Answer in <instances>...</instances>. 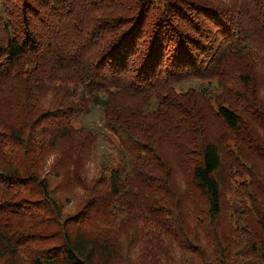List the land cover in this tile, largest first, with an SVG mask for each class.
<instances>
[{"label": "trees", "instance_id": "16d2710c", "mask_svg": "<svg viewBox=\"0 0 264 264\" xmlns=\"http://www.w3.org/2000/svg\"><path fill=\"white\" fill-rule=\"evenodd\" d=\"M0 3V264H264V0Z\"/></svg>", "mask_w": 264, "mask_h": 264}, {"label": "rangeland", "instance_id": "374dc122", "mask_svg": "<svg viewBox=\"0 0 264 264\" xmlns=\"http://www.w3.org/2000/svg\"><path fill=\"white\" fill-rule=\"evenodd\" d=\"M5 19L4 11L0 3V26L3 24L1 20L4 21ZM191 85L192 84H186L185 87H190ZM74 125L77 128L85 127L92 129L95 132L102 133L100 139L97 141L96 148L91 156L90 162L87 165L91 172V176H94L99 171L103 160L108 157H115L116 152L114 148L117 140L105 131L103 126V112L100 107L91 108V111L88 114L81 115ZM67 203V210L69 212H73L76 209V206L81 203V200L74 197L70 198L69 202H66V204Z\"/></svg>", "mask_w": 264, "mask_h": 264}]
</instances>
